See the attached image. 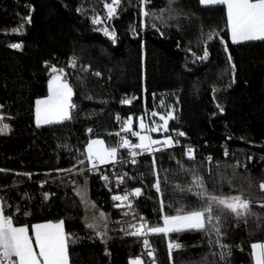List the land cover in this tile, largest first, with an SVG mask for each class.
I'll list each match as a JSON object with an SVG mask.
<instances>
[{
  "label": "trees",
  "instance_id": "16d2710c",
  "mask_svg": "<svg viewBox=\"0 0 264 264\" xmlns=\"http://www.w3.org/2000/svg\"><path fill=\"white\" fill-rule=\"evenodd\" d=\"M106 4L110 0H0L5 215L28 229L62 221L69 264L143 262L149 256L145 239L157 264H249L251 243L264 241V41L233 43L224 5L120 0L109 17ZM53 67L67 71L62 78L74 107L70 119L37 126L35 101L48 94ZM161 91L178 100L171 126L184 133L179 143L133 163L89 171V140L115 132L119 117L133 116L135 123L151 108V94ZM123 94L129 103L120 101ZM186 146H193L194 159ZM76 171L87 178L98 223L89 224L74 191ZM194 181H202L203 189ZM136 189L133 206L113 199ZM201 191L242 196L250 214H222L219 236L211 228L130 234L139 216L154 227L178 210L202 209ZM233 227L246 235L225 243L223 230ZM170 242L180 247L170 253Z\"/></svg>",
  "mask_w": 264,
  "mask_h": 264
},
{
  "label": "snow or ice",
  "instance_id": "6c2138e0",
  "mask_svg": "<svg viewBox=\"0 0 264 264\" xmlns=\"http://www.w3.org/2000/svg\"><path fill=\"white\" fill-rule=\"evenodd\" d=\"M120 0H112L111 4H106L108 15L111 17L116 11V7ZM201 4H218L226 5L227 26L230 29L231 40L233 43H240L243 41H264V0H200ZM144 15H148L147 12ZM28 22L31 18H26ZM94 23H99L94 20ZM108 34L107 32L105 33ZM13 48L21 47L19 44L11 45ZM207 53H205V57ZM231 59V57H229ZM53 73L58 70L53 67ZM60 73L63 70H59ZM99 75V73H97ZM50 95L44 100L36 101V123L39 126L41 123H52L54 120L70 119L69 109L74 107L70 104L72 96V89L66 82H61V75H54L49 81ZM129 103L130 101H123ZM153 115H156L153 113ZM168 118H172L169 114ZM164 121L166 129L168 120L160 117ZM141 129H145L143 122L140 124ZM7 128V125L4 126ZM130 131V122L128 126L123 129ZM158 128H151L150 131L156 132ZM137 135V133H132ZM183 136L184 133H179ZM141 143L134 147L141 149H148L152 144L161 143L160 141L151 140L149 137L141 135L139 137ZM148 141L145 144L144 141ZM165 145L171 146L173 141L168 138L163 141ZM128 140H123L121 147H127ZM94 146H99L94 148ZM192 149H189V159H194L191 155ZM117 149L115 147L110 149L103 148V141L94 140L89 143L87 147L88 159L91 161L93 157L100 163H104L107 159L116 156ZM133 156L136 153H132ZM211 159V158H209ZM82 163V162H81ZM95 166V165H93ZM106 179V178H105ZM203 189L202 181H194ZM157 191H160L159 182L155 185ZM261 190H264V183L260 184ZM191 189H189L190 191ZM135 195H140V189L135 190ZM197 195L205 199V206L202 209L184 213L178 210L175 216L165 215L163 217L162 226H148L146 223L141 224L136 231L130 233L131 235H145L143 229L147 227L148 232L153 234L167 235L170 232H180L184 230H201L207 231L209 228L214 230L218 236L220 235V223L222 214H235L237 218H243L250 214V205L242 196L233 197H218L207 194L206 191H201ZM114 200H127L128 196H114ZM130 206V205H129ZM264 207V205H261ZM103 216V214H101ZM143 219V218H141ZM132 227H136L132 225ZM32 232L35 239L36 248L33 247V236L29 235L27 226H14L13 218L6 216L3 206L0 205V264H69L68 256V240L69 237L63 230V222L36 224L32 226ZM74 242V241H73ZM146 248H150L147 239L144 240ZM179 244L169 243V252L173 248H179ZM223 247V245H222ZM252 254L255 264H264V243H254L251 245ZM153 257V252L147 253ZM131 264H143L140 259L133 260Z\"/></svg>",
  "mask_w": 264,
  "mask_h": 264
},
{
  "label": "built area",
  "instance_id": "2783aa9c",
  "mask_svg": "<svg viewBox=\"0 0 264 264\" xmlns=\"http://www.w3.org/2000/svg\"><path fill=\"white\" fill-rule=\"evenodd\" d=\"M112 3V0H110V4ZM116 7V6H115ZM63 72L60 73L63 78L67 77V71L65 69H62ZM173 97L172 94H168L165 91H161L159 93H152V105L149 110L143 111L138 114L136 117V121L134 123L133 116H129L128 118H118V128L116 129L114 134V147L117 149V153L115 156L114 161L111 162L112 165L117 166L121 160H125V162L133 163L136 161V159L139 156L143 155H151L155 154L159 151L164 150L167 147H170L168 145H165L163 143V140L165 137L171 138L173 141V145H176L179 143L180 139L182 138L179 133H181L180 129L177 127H172V121L175 120L180 112V107L178 104V100ZM120 101H128L127 94H123L120 97ZM155 113L156 115H153ZM169 114H171L172 118H168ZM164 116L167 120V127L165 129L163 121L159 119L157 116ZM128 122H130V131H124L123 129L128 126ZM139 122H143L145 125V129H141ZM151 128H158L159 130L156 132L150 131ZM132 133H137V135H133ZM141 135L149 137L151 140L160 141L161 143L152 144L150 148L148 149H141L140 147H134L135 145H139L141 143L139 137ZM123 140H128L129 144L127 147H121V144ZM145 144H148V141H144ZM193 146H186L185 151L187 154H189L188 150L192 149ZM132 153H136L135 156L132 155ZM124 154V156H122ZM108 164V163H99L98 160L95 159V157L92 158L90 161L88 170L92 172H97L101 166ZM95 165V166H93ZM119 185H122V176L118 177ZM126 188V187H125ZM135 192L132 190H127L126 193L122 196L127 195L128 199L126 200L125 204L127 206H133V203L135 201L136 195ZM142 217L139 216L133 223L136 227H132L133 232L136 231V228H139L141 224H147L145 219H141ZM145 235H148L150 232H148L147 227L143 229ZM150 245V244H149ZM149 251L153 252V248L150 245V248H147ZM154 253V252H153ZM153 258V257H152ZM143 264H157L155 261L151 260L150 256L145 257ZM251 264V261L250 263Z\"/></svg>",
  "mask_w": 264,
  "mask_h": 264
},
{
  "label": "rangeland",
  "instance_id": "374dc122",
  "mask_svg": "<svg viewBox=\"0 0 264 264\" xmlns=\"http://www.w3.org/2000/svg\"><path fill=\"white\" fill-rule=\"evenodd\" d=\"M57 74H59V72L53 73L52 75H57ZM63 81H65L67 83L66 80H63ZM41 99H43V97H41L38 100H41ZM140 124H141V122H139V125ZM166 139H168V138L165 137L162 140L164 141ZM94 140L103 141V148L106 149V141L104 140V138H92V139L89 140V142L87 143V145L85 147L86 154H87V147H88L89 143H91V141H94ZM96 147H99V146H94V148H96ZM87 156H88V154H87ZM114 159H115V157L114 158L107 159V160H110V162H112V161H114ZM74 174H75V177L73 178L74 191L77 194L79 200L81 201L82 207H83V209L85 211V214H86V219L88 220L89 224L90 223L91 224L98 223L99 220H100V214L98 212V209L94 206L93 202L89 199V196H88V186H87V182H88L87 181V178L83 174L82 171H76ZM99 232L102 235V231L99 230ZM254 243H264V241H262V242H252L251 245L254 244ZM252 252H253L252 247H250V254H251V256L253 255ZM136 259H140V258L139 257L132 258L130 260V263L133 260H136ZM251 262H252V260H251Z\"/></svg>",
  "mask_w": 264,
  "mask_h": 264
},
{
  "label": "crops",
  "instance_id": "0c3cea01",
  "mask_svg": "<svg viewBox=\"0 0 264 264\" xmlns=\"http://www.w3.org/2000/svg\"><path fill=\"white\" fill-rule=\"evenodd\" d=\"M224 7H225V10H226V5H224ZM228 31H229V37H230V40H231V33H230V29L229 28H228ZM59 75H61L60 72H59ZM53 76L54 75H51L49 77V80H48V94L46 96H44L43 99H41V100L46 99L50 95V93H49V81L52 80ZM63 80L64 79L61 76V82H65ZM38 99H40V98H38ZM38 99H36V101ZM36 101H35V106H34V121H35V123H36V107H37ZM57 121H61V120H54L53 122H57ZM44 124H48V123H41L40 125H44ZM102 138H104V140L106 141V149H110V148L114 147V134L113 133H110V134H108V135H106V136H104ZM104 163H111V162H110V160H106ZM104 163H102V164H104ZM46 223H54L55 224V223H59V222H47V221L46 222H37V223H34L32 226H34L36 224H46ZM32 226L29 229V235L33 236V247L36 248L35 239H34V235H33V232H32ZM17 227H19V226H17ZM245 235H246L245 230L242 229V228H239V227H237V228H234V227L233 228H226V229L223 230V238H224V242L225 243L231 242L232 240H234L236 238H243V237H245ZM36 250L38 251V248H36ZM250 259L252 260L251 264H255L254 257H253V255L251 256V254H250Z\"/></svg>",
  "mask_w": 264,
  "mask_h": 264
},
{
  "label": "water",
  "instance_id": "95a60500",
  "mask_svg": "<svg viewBox=\"0 0 264 264\" xmlns=\"http://www.w3.org/2000/svg\"><path fill=\"white\" fill-rule=\"evenodd\" d=\"M157 116H158V117H159V119H160V117H161V116H159V115H157ZM160 120H161V119H160ZM161 121H163V120H161ZM163 124H164V121H163Z\"/></svg>",
  "mask_w": 264,
  "mask_h": 264
}]
</instances>
